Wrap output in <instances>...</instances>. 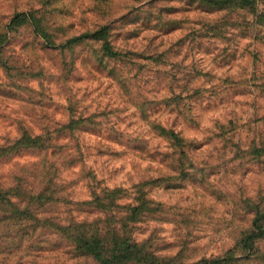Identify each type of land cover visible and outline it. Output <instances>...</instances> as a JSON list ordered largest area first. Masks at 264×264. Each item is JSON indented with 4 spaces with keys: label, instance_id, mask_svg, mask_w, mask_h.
Listing matches in <instances>:
<instances>
[{
    "label": "rangeland",
    "instance_id": "rangeland-1",
    "mask_svg": "<svg viewBox=\"0 0 264 264\" xmlns=\"http://www.w3.org/2000/svg\"><path fill=\"white\" fill-rule=\"evenodd\" d=\"M103 26L118 56L67 44ZM263 231L264 0H0V264H264Z\"/></svg>",
    "mask_w": 264,
    "mask_h": 264
},
{
    "label": "trees",
    "instance_id": "trees-1",
    "mask_svg": "<svg viewBox=\"0 0 264 264\" xmlns=\"http://www.w3.org/2000/svg\"><path fill=\"white\" fill-rule=\"evenodd\" d=\"M26 19H29V17H27ZM85 38L93 40V41L101 42L102 51L107 55V57L113 58V57H116L119 55L118 51L114 50V48L112 46L110 27L109 26L100 27L99 29L95 30L91 34L84 33L81 36H77V37H73L71 39H68L67 44L70 47H72V46L76 45L77 43L84 41ZM41 146H42V149L46 148L45 145H43V144L38 145L36 142L30 144L31 148H40ZM48 148L51 149L52 147H50V145L48 146V144H47V149ZM263 233H264V231L261 234H263ZM81 246L85 249V251H84L85 255L90 254L94 258H98V259L103 258V251H102V247L100 245V240L97 239V237H95L94 235H91L90 238L83 235V241H82ZM103 260H105V259H102V261ZM215 262H219L218 264H223V262H220V261H215ZM227 262L228 261H224L225 264H228Z\"/></svg>",
    "mask_w": 264,
    "mask_h": 264
}]
</instances>
